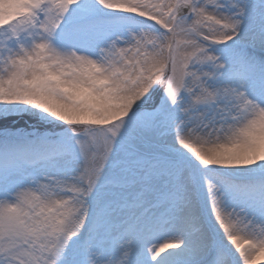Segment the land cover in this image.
<instances>
[{
	"label": "snow or ice",
	"instance_id": "6c2138e0",
	"mask_svg": "<svg viewBox=\"0 0 264 264\" xmlns=\"http://www.w3.org/2000/svg\"><path fill=\"white\" fill-rule=\"evenodd\" d=\"M0 264H264V0H0Z\"/></svg>",
	"mask_w": 264,
	"mask_h": 264
}]
</instances>
